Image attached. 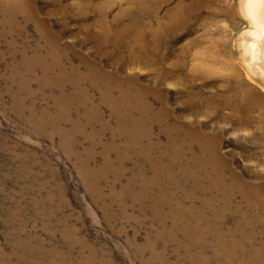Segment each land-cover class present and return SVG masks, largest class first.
Instances as JSON below:
<instances>
[{
	"label": "rangeland",
	"instance_id": "rangeland-1",
	"mask_svg": "<svg viewBox=\"0 0 264 264\" xmlns=\"http://www.w3.org/2000/svg\"><path fill=\"white\" fill-rule=\"evenodd\" d=\"M249 1L0 0V264H245L207 174L264 190Z\"/></svg>",
	"mask_w": 264,
	"mask_h": 264
},
{
	"label": "bare ground",
	"instance_id": "bare-ground-1",
	"mask_svg": "<svg viewBox=\"0 0 264 264\" xmlns=\"http://www.w3.org/2000/svg\"><path fill=\"white\" fill-rule=\"evenodd\" d=\"M15 2V1H13ZM18 0H16V3ZM252 5L259 8L260 13L256 12L253 16L254 23L256 25L257 31L253 33L259 38L263 37L264 33V0H255L248 2V9L250 10ZM250 44L249 50L253 57L258 60L254 67H251L254 72L260 71V63L264 58V46L263 40L259 42ZM262 44V45H261ZM264 71V70H262ZM216 162L213 161L214 165L217 166L219 163L218 155H214ZM226 167V165L224 164ZM216 175L212 173L207 174L211 176L213 183L211 188L216 190L217 193L214 195V199L210 200V205L218 206V210L226 213V216H222V222L228 224L230 230L227 234L230 236L231 245L226 251V255L231 258L240 256L245 264H249L250 261H255L259 264H264V190L260 189L259 186L249 183L248 185L240 184L239 176L236 171H231L230 173L216 172ZM240 188L237 192H234L236 188ZM242 194L245 204L248 207H255L254 217L257 223H260L259 232L260 235L255 233L246 232V227L252 223V218H246L243 214H240L239 218L234 217L237 210L232 209L233 203L237 205H242L241 202L235 200L236 193ZM236 207V206H235ZM230 216L228 217V215ZM221 223V222H220ZM223 225V224H222ZM239 233L240 237L237 238L236 234Z\"/></svg>",
	"mask_w": 264,
	"mask_h": 264
}]
</instances>
